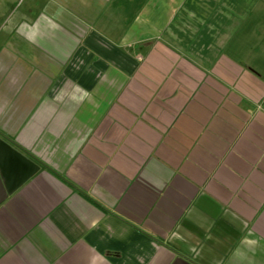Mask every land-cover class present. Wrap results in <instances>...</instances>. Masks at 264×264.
<instances>
[{
	"label": "crops",
	"instance_id": "1",
	"mask_svg": "<svg viewBox=\"0 0 264 264\" xmlns=\"http://www.w3.org/2000/svg\"><path fill=\"white\" fill-rule=\"evenodd\" d=\"M0 137V264H264V0H0Z\"/></svg>",
	"mask_w": 264,
	"mask_h": 264
},
{
	"label": "water",
	"instance_id": "2",
	"mask_svg": "<svg viewBox=\"0 0 264 264\" xmlns=\"http://www.w3.org/2000/svg\"><path fill=\"white\" fill-rule=\"evenodd\" d=\"M38 169L37 163L0 137V202Z\"/></svg>",
	"mask_w": 264,
	"mask_h": 264
}]
</instances>
